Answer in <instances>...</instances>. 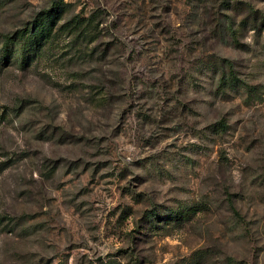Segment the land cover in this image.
I'll return each mask as SVG.
<instances>
[{"label": "rangeland", "instance_id": "374dc122", "mask_svg": "<svg viewBox=\"0 0 264 264\" xmlns=\"http://www.w3.org/2000/svg\"><path fill=\"white\" fill-rule=\"evenodd\" d=\"M0 264H264V0H0Z\"/></svg>", "mask_w": 264, "mask_h": 264}, {"label": "trees", "instance_id": "16d2710c", "mask_svg": "<svg viewBox=\"0 0 264 264\" xmlns=\"http://www.w3.org/2000/svg\"><path fill=\"white\" fill-rule=\"evenodd\" d=\"M58 8L56 9H51L49 11H47V13H44L41 22H39L38 24L35 25V27L31 28L30 30L24 31L21 34V38L22 39H26L25 43H24V52H25V56L23 57V61L26 63L27 61H30L33 57V55H36L39 51V47L40 45H43L45 42H51V40L54 39L55 35L53 33L54 30V24L49 20L52 19L53 15H57L58 14ZM7 43L11 42V39L8 38ZM231 65L228 64V67H230ZM222 67V66H221ZM225 66H223L221 69H223L222 71L224 72L225 70ZM224 74V73H223ZM223 78V79H222ZM221 78V83H222V87L224 88V85L226 83H235V80L237 79L236 75H230V76H226L224 79V75ZM179 219V218H178Z\"/></svg>", "mask_w": 264, "mask_h": 264}]
</instances>
